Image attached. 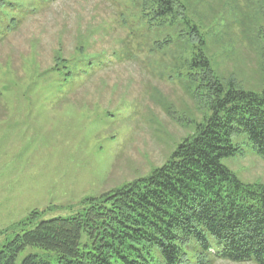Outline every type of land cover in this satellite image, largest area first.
<instances>
[{"label":"rangeland","instance_id":"1","mask_svg":"<svg viewBox=\"0 0 264 264\" xmlns=\"http://www.w3.org/2000/svg\"><path fill=\"white\" fill-rule=\"evenodd\" d=\"M250 1L228 0V6L197 0L190 7L206 26L215 19L209 12H217L221 24L230 12L231 23L208 39V55L224 82L233 79L260 90L263 61L245 33ZM129 4L33 2L16 29L0 33V100L8 114L5 119L0 109V251L22 234L20 224L35 211L40 217L25 232L43 221L83 215L90 200L148 178L194 135L195 124L214 114L210 101L170 77L166 59L131 36ZM57 53L65 58L103 53L114 59L92 77L61 89L58 77L46 74ZM233 144L242 153L222 163L244 185L264 184V159L248 137L237 134ZM87 240L84 234L81 247ZM33 254L62 264L55 254L35 248H27L17 264Z\"/></svg>","mask_w":264,"mask_h":264},{"label":"trees","instance_id":"2","mask_svg":"<svg viewBox=\"0 0 264 264\" xmlns=\"http://www.w3.org/2000/svg\"><path fill=\"white\" fill-rule=\"evenodd\" d=\"M53 1L0 0V33L19 26L28 4ZM196 1L130 0L126 22L131 36L142 39L140 47L166 59L170 77L210 101L214 114L195 124L194 135L183 139L148 178L90 200L83 215L43 221L25 232L40 217L33 212L20 224L22 234L0 251V264H17L27 248L55 254L62 264H264V184L246 186L222 163L242 153L233 144L240 133L264 159V75L260 90L223 81L208 55V39L222 34L233 19L229 12L221 24L211 11L215 19L206 26L193 17L190 4ZM245 13V33L262 58L264 73V0H251ZM112 59L103 53L71 58L57 53L46 74H55L62 89L92 77ZM0 109L7 119L4 99ZM84 234L88 242L81 247ZM21 264L51 262L33 254Z\"/></svg>","mask_w":264,"mask_h":264}]
</instances>
